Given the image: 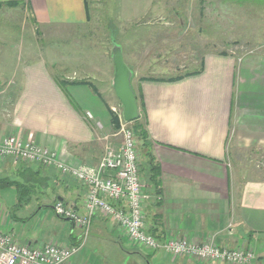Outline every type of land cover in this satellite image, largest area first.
<instances>
[{
	"label": "crops",
	"instance_id": "1",
	"mask_svg": "<svg viewBox=\"0 0 264 264\" xmlns=\"http://www.w3.org/2000/svg\"><path fill=\"white\" fill-rule=\"evenodd\" d=\"M90 3L0 0L1 13L20 11L24 24L30 27L27 47L3 39L23 33L26 36L27 29L19 34L0 29V142L9 136L35 141L76 167L99 166L108 143H121L112 120V108L121 103L109 87L103 91L94 82L111 86L115 72L112 48H104L103 60L97 62L93 57H83L79 62L84 66L81 77L76 71L65 77L56 75L53 60L40 52L41 36L54 31L49 28L88 26L94 17ZM155 3L119 0V14L123 21H141L153 13ZM155 13V19H166L162 13ZM231 41L237 44L221 52L203 49L199 56L200 51L194 49L190 52L194 53L190 56L194 70L167 77L181 78L156 80L163 77L143 75L137 79L140 116L147 119L151 150L161 167L158 193L140 152L145 221L148 231L162 242L186 237L198 244L212 239L221 248L251 249L256 258L249 264H264V41L252 44L249 39L241 40L240 35ZM9 47L13 51L20 48L6 51ZM161 56L153 47L142 49L134 53L129 65L133 69L158 68ZM184 56L172 58L177 64L170 67L187 68L189 57L185 62ZM164 62L169 63V59ZM76 80H87L96 90L88 84L72 83ZM11 176H22L23 180ZM2 180L24 186L18 201L12 196L6 198L8 208L23 207L24 195L35 194V184L42 182L44 191L37 192L38 197L52 186L57 194L54 203L61 200L85 213L87 186L53 168L39 172L33 163L0 158ZM102 218L94 221L107 233L109 227L101 224ZM8 222L6 217L5 225ZM78 241L73 234L70 243L64 244ZM171 260L197 263L190 257Z\"/></svg>",
	"mask_w": 264,
	"mask_h": 264
},
{
	"label": "rangeland",
	"instance_id": "2",
	"mask_svg": "<svg viewBox=\"0 0 264 264\" xmlns=\"http://www.w3.org/2000/svg\"><path fill=\"white\" fill-rule=\"evenodd\" d=\"M154 1L156 3L152 9L153 13L143 20L123 21L119 14V0H91L90 6L94 9V17L90 24L86 27L49 28L54 31L49 36H41L40 52L42 51L45 59L53 60L55 64L53 71L56 75L65 77L76 71L81 77L84 71V66L79 63L81 59L93 57L96 62L99 58L103 60L104 48H113L114 44L121 45L126 63L130 67V60L134 58L136 51L153 47L154 51L162 55V61L158 63L160 67L144 70L130 67L133 71L132 84L135 89L137 79L143 75L167 78L193 71L194 66L191 63L194 60L190 59V56L194 53L190 52L194 49L200 52L203 49L217 52L230 50L237 44L231 41L237 35H240L241 40L249 39L252 44L260 40L264 41V3L261 1ZM155 12L162 13L166 19H155L157 14ZM171 14L173 15L170 16ZM28 25L24 24L20 11L8 15L0 12V29L14 30V34L27 29L26 36L23 33L22 36L3 38L6 41L17 43L20 47H23V44L24 47L29 46ZM2 41L4 43V40ZM20 47L15 51L9 47L6 51L17 52ZM200 52L197 55H202ZM183 56L185 62L189 57L188 63L185 64L187 68L170 67L176 63L172 58ZM23 57L20 55V60H24ZM168 59L169 63H165L164 61ZM94 82L101 90L104 91L109 87V90L115 93L113 84L108 86L98 80ZM141 166L143 167V163ZM33 168L39 172L47 171V167L42 168L38 163H33ZM11 178L21 182L23 180L22 176H11ZM41 183L35 184V194L24 195L23 207L20 208H13L12 205L8 208L10 203L5 202L6 198L11 196L15 197L14 201H18L21 195L19 187L0 188V205H5V207L0 206V231L11 233L14 239L22 244L43 245L51 239L55 243H70V236L73 234L83 239L84 229L76 228L72 221L61 218L55 213L53 201L57 194L52 186L50 188L46 186L47 192H43L42 196L36 195L37 192L44 191L45 186H41ZM6 217L9 221L7 225L4 223ZM111 222L105 217L101 219V224L109 227L107 233L97 227L95 221L93 222L83 249L75 256L76 263L181 264L179 260L172 261L171 258L175 257L164 251L156 254L153 250L138 245L127 237H122L121 235L125 236L124 231ZM194 260L197 262L194 264H213ZM215 264L226 263L218 261Z\"/></svg>",
	"mask_w": 264,
	"mask_h": 264
},
{
	"label": "built area",
	"instance_id": "3",
	"mask_svg": "<svg viewBox=\"0 0 264 264\" xmlns=\"http://www.w3.org/2000/svg\"><path fill=\"white\" fill-rule=\"evenodd\" d=\"M112 111L120 120L116 136L121 138V143L115 146L109 142L97 167L71 166L61 161L51 148L16 136L0 142V158L53 168L88 188L85 213L61 200H57L53 207L59 217L85 230L83 239L70 245L53 241L43 245L21 244L11 234L0 231V264H74L75 256L83 249L94 219L98 217L111 219L130 241L154 251H164L171 257H190L212 263L224 261L227 264L252 262L256 254L251 249L221 248L212 239L198 244L186 237L162 242L148 231L138 140L130 123L123 118L122 105L114 106ZM88 115L92 117L91 113Z\"/></svg>",
	"mask_w": 264,
	"mask_h": 264
},
{
	"label": "water",
	"instance_id": "4",
	"mask_svg": "<svg viewBox=\"0 0 264 264\" xmlns=\"http://www.w3.org/2000/svg\"><path fill=\"white\" fill-rule=\"evenodd\" d=\"M112 58L115 69L112 81L113 89L122 105L124 120L131 123L140 117L137 93L132 84L133 71L126 63L121 45H113Z\"/></svg>",
	"mask_w": 264,
	"mask_h": 264
},
{
	"label": "trees",
	"instance_id": "5",
	"mask_svg": "<svg viewBox=\"0 0 264 264\" xmlns=\"http://www.w3.org/2000/svg\"><path fill=\"white\" fill-rule=\"evenodd\" d=\"M180 77L175 78H154L156 80H174ZM61 84L64 83V81L60 82ZM72 83L76 84H88L90 85L94 90H96V86L87 81V80H76ZM138 98V96H137ZM139 102V99H138ZM112 120L114 123L115 128L119 129L120 127V120L116 114L113 113ZM131 127L133 128L137 140H138V146L140 149V152L144 158H146L148 162V167L150 170V179L152 183L156 186L158 193L161 192V190L158 188L160 184V177H161V167L157 159L154 157L153 152L151 150V140L150 135L147 128V119L143 116H140L137 120L130 123ZM43 167V166H42ZM1 186H8V185H16L21 190L24 186L18 184L16 181H8V180H2L0 182Z\"/></svg>",
	"mask_w": 264,
	"mask_h": 264
}]
</instances>
